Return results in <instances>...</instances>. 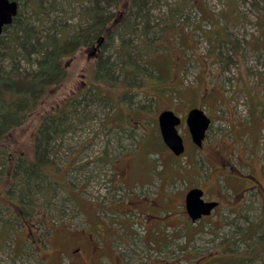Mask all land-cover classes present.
I'll return each instance as SVG.
<instances>
[{
    "label": "rangeland",
    "instance_id": "374dc122",
    "mask_svg": "<svg viewBox=\"0 0 264 264\" xmlns=\"http://www.w3.org/2000/svg\"><path fill=\"white\" fill-rule=\"evenodd\" d=\"M16 1L41 42L85 29L93 6ZM109 11L101 45L67 56L61 86L0 132V264H264V0H115ZM12 30L1 66L35 69ZM95 63L108 65L106 84ZM68 103L42 145L45 115ZM193 108L210 119L200 147L185 123ZM164 110L181 118L179 156L160 135ZM194 187L218 205L192 222Z\"/></svg>",
    "mask_w": 264,
    "mask_h": 264
},
{
    "label": "trees",
    "instance_id": "16d2710c",
    "mask_svg": "<svg viewBox=\"0 0 264 264\" xmlns=\"http://www.w3.org/2000/svg\"><path fill=\"white\" fill-rule=\"evenodd\" d=\"M113 1L115 0H93V6L82 14V17L87 18L85 29L72 35H69L68 30H63V33L59 37H56L55 34H49L44 37L42 42L35 37L34 29L20 27L18 24L20 8L18 7L17 14L13 18L12 23L4 27L3 33L13 28L10 44L18 43L19 46H22L23 50L26 51L25 55L27 59L30 55V51L26 46L28 45L39 56V59L35 63V69L26 72L15 66L9 70H5L0 64V114L4 115L5 112H10V116L7 119L1 118L0 132L6 133L5 126L9 122L12 123L17 114L20 116L24 113L29 114L32 111L31 109L36 107L40 100L45 97L49 89L61 86L66 77L67 70L65 69L64 60L67 56L74 55V51L79 49V47L93 44L96 39L100 38L101 34H107L108 29L115 26L114 21L116 20V16L112 15L109 11V6ZM140 1L129 0V5L138 9ZM38 6L35 3V7L38 8ZM18 30L22 31V36L19 38L17 37ZM33 39L34 43H31ZM2 41L3 37L0 35V42ZM119 49L125 50L124 46H121ZM119 49L117 52L119 57H121L122 53ZM106 66L108 65L100 66L98 63L94 64V76L99 77L101 74L103 78L98 80L104 84L107 81L102 72L108 68ZM71 105L72 103H68L65 106L66 109L63 107L55 110L52 114L45 115L42 128L37 133V135L40 134L42 136V145L51 136L50 133L55 131V127L51 126L53 122L59 121L68 112L67 109ZM44 149V146L41 147V154L39 151L37 160H39V157H42L40 155L44 154ZM5 153L0 150V159L4 160L6 157ZM19 162L18 160L17 164Z\"/></svg>",
    "mask_w": 264,
    "mask_h": 264
},
{
    "label": "water",
    "instance_id": "95a60500",
    "mask_svg": "<svg viewBox=\"0 0 264 264\" xmlns=\"http://www.w3.org/2000/svg\"><path fill=\"white\" fill-rule=\"evenodd\" d=\"M18 3L15 0H0V35L5 26L12 23L18 11ZM104 38L99 39L98 46ZM181 118L172 110H164L158 115V126L163 143L176 156L184 151L183 138L178 132L177 126ZM185 123L189 131L192 142L200 147L205 138L206 130L210 124V119L205 116L203 111L193 108L188 111ZM185 210L192 222L208 216L218 205L217 201H206L203 190L194 187L187 191L184 198Z\"/></svg>",
    "mask_w": 264,
    "mask_h": 264
},
{
    "label": "flooded vegetation",
    "instance_id": "af4514ba",
    "mask_svg": "<svg viewBox=\"0 0 264 264\" xmlns=\"http://www.w3.org/2000/svg\"><path fill=\"white\" fill-rule=\"evenodd\" d=\"M99 42V38L98 39H96L95 40V43L97 44ZM94 44V43H93ZM92 44V45H93ZM99 44V43H98ZM101 45V44H100ZM99 45V46H100ZM97 47V46H96ZM95 47H93V49H92V51H91V53H90V55H93L94 53H95ZM10 116V112L9 113H6L5 112V114L4 115H1L0 114V124H1V118H3V119H7V117H9ZM24 116V114L23 115H16L15 117H14V121L11 123V122H9L6 126H5V129L7 130L11 125H13V124H16L18 121H20V120H22V117ZM185 146V145H184ZM206 200V199H205ZM206 201H214V200H206ZM184 207H185V204H184ZM203 218V217H202Z\"/></svg>",
    "mask_w": 264,
    "mask_h": 264
},
{
    "label": "bare ground",
    "instance_id": "6f19581e",
    "mask_svg": "<svg viewBox=\"0 0 264 264\" xmlns=\"http://www.w3.org/2000/svg\"><path fill=\"white\" fill-rule=\"evenodd\" d=\"M16 1V0H15ZM66 109V108H65ZM53 166V165H52ZM46 176V175H45ZM31 187V186H30Z\"/></svg>",
    "mask_w": 264,
    "mask_h": 264
}]
</instances>
